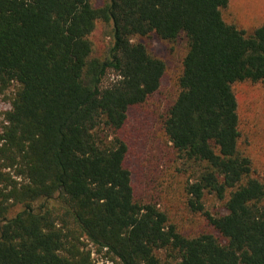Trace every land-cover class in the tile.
Returning a JSON list of instances; mask_svg holds the SVG:
<instances>
[{
    "label": "trees",
    "instance_id": "16d2710c",
    "mask_svg": "<svg viewBox=\"0 0 264 264\" xmlns=\"http://www.w3.org/2000/svg\"><path fill=\"white\" fill-rule=\"evenodd\" d=\"M228 3L0 0V91L16 84L0 124V264H264V182L240 149L232 87L264 84V24L225 22ZM150 35L186 42L161 127L185 207L209 227L191 236L136 198L126 165L129 110L166 68L134 40Z\"/></svg>",
    "mask_w": 264,
    "mask_h": 264
},
{
    "label": "rangeland",
    "instance_id": "374dc122",
    "mask_svg": "<svg viewBox=\"0 0 264 264\" xmlns=\"http://www.w3.org/2000/svg\"><path fill=\"white\" fill-rule=\"evenodd\" d=\"M222 17L225 22L235 24L248 34L264 24V0H229ZM90 40L93 56L97 57L104 54L111 42L101 23L97 24ZM134 40L144 44L166 65L159 89L145 103L129 110L127 124L122 131L130 147L126 165L132 173L135 196L138 200L157 203L180 233L195 235L209 227L201 215L185 207L184 179L175 173L172 150L161 127L165 111L177 94V77L181 72L186 42L180 37L173 43H167L155 35ZM113 77L110 75L109 80ZM232 87L237 101L240 149L251 159L255 176L264 182V84L245 81ZM15 90L16 84H13L0 91V124L3 113L10 108ZM219 205L216 201L209 202V208L214 212L220 208ZM88 247L93 251L94 248ZM160 256L165 257V253H160ZM92 258L102 264L100 255L93 253Z\"/></svg>",
    "mask_w": 264,
    "mask_h": 264
}]
</instances>
